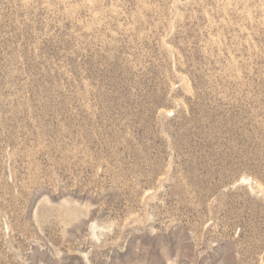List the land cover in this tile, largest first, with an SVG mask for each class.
<instances>
[{
	"label": "rangeland",
	"instance_id": "rangeland-1",
	"mask_svg": "<svg viewBox=\"0 0 264 264\" xmlns=\"http://www.w3.org/2000/svg\"><path fill=\"white\" fill-rule=\"evenodd\" d=\"M0 264H264V0H0Z\"/></svg>",
	"mask_w": 264,
	"mask_h": 264
}]
</instances>
